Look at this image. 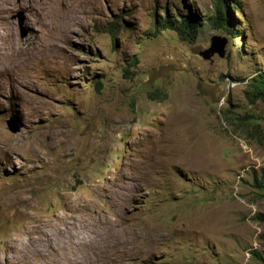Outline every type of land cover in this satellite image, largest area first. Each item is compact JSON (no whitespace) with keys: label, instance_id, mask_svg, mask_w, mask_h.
I'll list each match as a JSON object with an SVG mask.
<instances>
[{"label":"rangeland","instance_id":"rangeland-1","mask_svg":"<svg viewBox=\"0 0 264 264\" xmlns=\"http://www.w3.org/2000/svg\"><path fill=\"white\" fill-rule=\"evenodd\" d=\"M237 1L233 38L212 0H0V264H260L264 0Z\"/></svg>","mask_w":264,"mask_h":264},{"label":"trees","instance_id":"trees-1","mask_svg":"<svg viewBox=\"0 0 264 264\" xmlns=\"http://www.w3.org/2000/svg\"><path fill=\"white\" fill-rule=\"evenodd\" d=\"M239 2L236 0H212V14L208 17V23L213 29H221L228 33L229 37L233 38L237 35V22L233 14L230 13V7L237 8ZM238 12V10H236ZM172 21L169 20L168 14L165 13L158 23L159 25L169 30H173L179 38L193 42L198 33L199 21L191 14L178 13ZM160 26H155V32L160 31ZM114 36L116 32L111 30ZM154 32V33H155ZM93 85L98 90L102 82L98 79L93 80ZM158 89H154L149 93V96H157ZM159 96V95H158ZM157 96V97H158ZM250 102H255L256 99L264 102V71L256 72L251 77L250 90L247 93ZM159 98V97H158ZM253 185L264 195V173L253 177ZM259 218V217H258ZM259 219L264 220V215ZM260 264H264V255L259 256Z\"/></svg>","mask_w":264,"mask_h":264},{"label":"water","instance_id":"water-1","mask_svg":"<svg viewBox=\"0 0 264 264\" xmlns=\"http://www.w3.org/2000/svg\"><path fill=\"white\" fill-rule=\"evenodd\" d=\"M25 31L22 32L21 35H24ZM223 43L224 40H222L218 35H213L211 37L210 46L207 49L201 50L198 52L200 56H202L204 59L210 58V56L213 53H217L220 57L224 55V49H223ZM7 127L11 132H18L21 128V124H13L12 122H7Z\"/></svg>","mask_w":264,"mask_h":264},{"label":"bare ground","instance_id":"bare-ground-1","mask_svg":"<svg viewBox=\"0 0 264 264\" xmlns=\"http://www.w3.org/2000/svg\"><path fill=\"white\" fill-rule=\"evenodd\" d=\"M0 4L2 5L3 3L2 2H0ZM8 5V4H7ZM6 9H7V7H6ZM11 58V57H10ZM10 64V63H9ZM12 64V63H11ZM49 249H51V248H49ZM51 252V251H50Z\"/></svg>","mask_w":264,"mask_h":264}]
</instances>
